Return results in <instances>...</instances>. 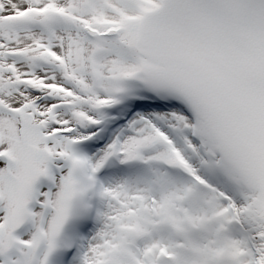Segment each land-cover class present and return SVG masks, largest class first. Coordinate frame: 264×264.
Listing matches in <instances>:
<instances>
[{
    "label": "snow or ice",
    "instance_id": "obj_1",
    "mask_svg": "<svg viewBox=\"0 0 264 264\" xmlns=\"http://www.w3.org/2000/svg\"><path fill=\"white\" fill-rule=\"evenodd\" d=\"M0 264H264V0H0Z\"/></svg>",
    "mask_w": 264,
    "mask_h": 264
}]
</instances>
